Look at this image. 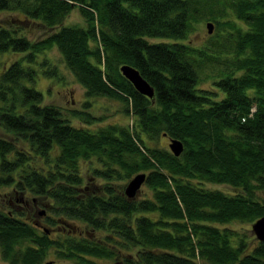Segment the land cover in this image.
Here are the masks:
<instances>
[{
  "label": "trees",
  "instance_id": "16d2710c",
  "mask_svg": "<svg viewBox=\"0 0 264 264\" xmlns=\"http://www.w3.org/2000/svg\"><path fill=\"white\" fill-rule=\"evenodd\" d=\"M72 6L82 24L62 22ZM0 11L10 14L0 19V54L17 55L0 63L2 261L264 264V241L225 225L264 215V0H0ZM203 21L212 32L192 44ZM37 24L44 33L34 39ZM51 47L83 94L120 100L130 127L90 129L89 100L71 109L82 125L42 102L31 84L38 69L58 73L43 54ZM122 63L152 98L120 74ZM160 135L182 142L177 156L145 145ZM93 157L101 165H88L85 181L78 163ZM120 170L144 172L142 194L95 183ZM76 219L90 235L77 233Z\"/></svg>",
  "mask_w": 264,
  "mask_h": 264
},
{
  "label": "rangeland",
  "instance_id": "374dc122",
  "mask_svg": "<svg viewBox=\"0 0 264 264\" xmlns=\"http://www.w3.org/2000/svg\"><path fill=\"white\" fill-rule=\"evenodd\" d=\"M69 12L66 14V16L63 18L62 22L63 23H75V24H82L84 20L82 15L79 13V11L72 6L71 9L68 10ZM10 14H7L6 11L1 12L0 11V19L3 20L4 18H7V16ZM20 15V13H18ZM203 22H199L195 24V28L192 30V32H189L188 40L191 41L192 44H200L203 42L205 39L206 35L209 34L210 32L206 31L205 25H203ZM43 30H41V26L37 24L33 28L31 32H28V34L31 37H34L36 39L37 37L41 36L43 34ZM164 38H159L156 37L153 40H160L162 41ZM43 54H45V57H49L57 66H58V73L56 75H45L41 71V69L37 70V77H35L34 82L31 84L36 88V90L40 91V95L42 96V102L46 103L47 105L52 104L54 106H57L59 110L62 111L61 116L66 117L70 123L73 124H79L82 125L83 123H80V120L78 117L71 115V109L72 108H83L81 106V102L84 100H89L90 103L89 107L87 108L89 110V114L91 115V123H86L85 125H88L90 129L95 128L99 125L103 126L107 123L110 124H119V125H128L130 127L132 122V116L128 113H124V108L122 106V103L120 102L119 99L116 98H110L108 96H86L83 94V87L79 84H77V81L75 78L72 76L71 73H68L69 71L66 69V67L61 63L60 55L55 49V47H51L50 49H47ZM14 56L16 58V54H13L12 52H5V54H0V63L2 62L3 64L8 61L10 58ZM209 68L205 67V69H202L200 72V77L202 78L200 85L203 87L209 86L210 83V77L206 76L207 73H209ZM167 137H164V135H160L157 139L156 142H153V140L144 139L145 145H152V144H157V146H163L164 148H168L167 146ZM79 168L80 172L82 173V177L86 179L90 173V169L88 165L94 166H99L101 165L100 161H97L95 157L91 158V160H83L79 161ZM133 173L128 174V176L125 175L124 170H120L119 174H117L116 179L114 180H103L101 177H97L95 179V183L99 182L100 184L107 183V181L112 183V186L116 189L119 188L123 190V185L126 184L127 180L132 176ZM142 182L139 184V188L134 196L138 197L139 194H142L144 191L145 185ZM208 187H216L219 188L220 190H231L228 185L224 184H216V183H206ZM2 189V188H1ZM0 189V191H1ZM36 210V209H35ZM44 209H42L43 211ZM44 214V213H43ZM38 218L39 215L37 214ZM71 224L76 228L77 233L79 234H84L85 236L90 235L88 230V227L84 225L83 222L80 220H72L70 221ZM225 225L229 226L231 229L235 230L237 233L242 234L243 238H250L253 237V232H251L250 228V223L249 222H241V221H233V222H226ZM53 229V228H52ZM92 232V231H91ZM96 236L102 235V232L95 233ZM119 258V255H118ZM121 258V255H120ZM48 257L44 259V262ZM94 261L97 263L101 262L102 264H112L117 258L115 256L113 257H93L92 258ZM118 262H123L121 259H118ZM0 264H7V262L4 260L2 261L0 257ZM52 264H62L60 261H52Z\"/></svg>",
  "mask_w": 264,
  "mask_h": 264
},
{
  "label": "water",
  "instance_id": "95a60500",
  "mask_svg": "<svg viewBox=\"0 0 264 264\" xmlns=\"http://www.w3.org/2000/svg\"><path fill=\"white\" fill-rule=\"evenodd\" d=\"M205 25L207 32H212L213 25L211 21H206L203 23ZM119 72L125 78L128 79L130 84L135 88L136 91L140 92L142 95L147 97H151L153 95V90L151 85L140 76V73L134 66H130L127 63H122L119 67ZM168 149L174 155H178L179 151L182 149V142L178 139L175 140L174 138H168L167 140ZM145 179V175L143 171H138L136 174H132V176L127 180L126 184L123 185V192L125 197H132L136 194L139 184H141ZM39 213H44V211L39 210ZM251 232H253L254 237L258 240L264 241V215L257 217L253 222L250 224ZM52 260H46L43 262L45 264H51ZM112 264H121L118 261L113 262Z\"/></svg>",
  "mask_w": 264,
  "mask_h": 264
}]
</instances>
